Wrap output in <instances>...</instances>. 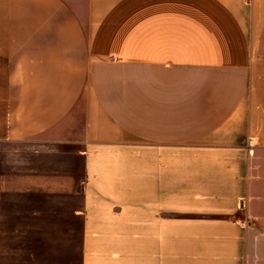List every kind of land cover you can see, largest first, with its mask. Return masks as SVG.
Masks as SVG:
<instances>
[{
  "label": "crops",
  "instance_id": "crops-1",
  "mask_svg": "<svg viewBox=\"0 0 264 264\" xmlns=\"http://www.w3.org/2000/svg\"><path fill=\"white\" fill-rule=\"evenodd\" d=\"M18 142L0 227L39 195L25 211L80 226L81 264H264V0H0Z\"/></svg>",
  "mask_w": 264,
  "mask_h": 264
},
{
  "label": "rangeland",
  "instance_id": "rangeland-1",
  "mask_svg": "<svg viewBox=\"0 0 264 264\" xmlns=\"http://www.w3.org/2000/svg\"><path fill=\"white\" fill-rule=\"evenodd\" d=\"M35 146V143L19 142L0 145V157L2 158L3 154L8 157L9 149H13L19 165V162H24L32 156H28V153L33 152ZM41 201L54 202L39 195L17 196L16 224H12L11 217V226L0 227V249L5 251L8 246L11 250L16 247V256L12 257L11 254L10 258H2L0 264H81V227L65 225L67 221L61 212L35 214L25 211L26 206L35 207Z\"/></svg>",
  "mask_w": 264,
  "mask_h": 264
}]
</instances>
